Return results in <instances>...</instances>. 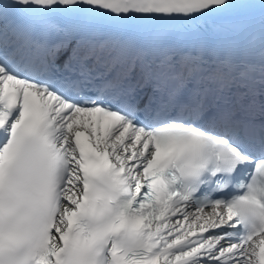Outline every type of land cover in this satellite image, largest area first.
Returning <instances> with one entry per match:
<instances>
[{"label":"snow or ice","instance_id":"snow-or-ice-1","mask_svg":"<svg viewBox=\"0 0 264 264\" xmlns=\"http://www.w3.org/2000/svg\"><path fill=\"white\" fill-rule=\"evenodd\" d=\"M0 264H264V0H0Z\"/></svg>","mask_w":264,"mask_h":264}]
</instances>
